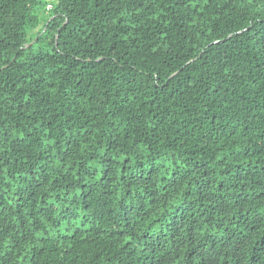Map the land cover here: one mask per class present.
Returning <instances> with one entry per match:
<instances>
[{
  "label": "trees",
  "instance_id": "trees-1",
  "mask_svg": "<svg viewBox=\"0 0 264 264\" xmlns=\"http://www.w3.org/2000/svg\"><path fill=\"white\" fill-rule=\"evenodd\" d=\"M0 264H264V0H0Z\"/></svg>",
  "mask_w": 264,
  "mask_h": 264
},
{
  "label": "rangeland",
  "instance_id": "rangeland-1",
  "mask_svg": "<svg viewBox=\"0 0 264 264\" xmlns=\"http://www.w3.org/2000/svg\"><path fill=\"white\" fill-rule=\"evenodd\" d=\"M50 8V7H48ZM43 17L45 18V13H42ZM42 25L39 26L37 29H35L34 31H30L29 32V36L32 37V36H35V34L41 29ZM39 37L35 38L31 43H29L28 46H34L36 45V50H39L40 48L43 49V50H46L47 48V43H44V42H41L39 45H37V40H38Z\"/></svg>",
  "mask_w": 264,
  "mask_h": 264
}]
</instances>
